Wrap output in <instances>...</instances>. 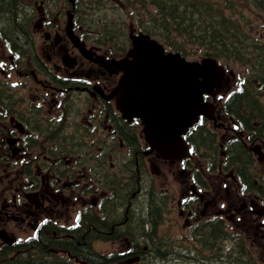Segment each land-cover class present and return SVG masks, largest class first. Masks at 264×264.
<instances>
[{
  "label": "flooded vegetation",
  "instance_id": "flooded-vegetation-1",
  "mask_svg": "<svg viewBox=\"0 0 264 264\" xmlns=\"http://www.w3.org/2000/svg\"><path fill=\"white\" fill-rule=\"evenodd\" d=\"M40 2L42 4L43 1ZM61 7L67 9L64 3ZM42 9L43 8H36L37 22L35 21V24H33V30L41 33V43L40 45H37L36 53L32 52L30 56H27V59L30 61L29 63L16 67L20 68V70H16V73L22 79L28 80L33 77L32 71L34 73L39 72V77L42 79L39 87L35 86L34 79L30 83V87L31 89L37 90L38 100L41 101L47 109L51 108L48 103L50 101L54 102L53 99L49 98L53 93L48 92L47 97L50 99L49 101H47L44 96V93L47 92L46 87L49 84H55L62 90L61 93H57V95L60 94L64 96L61 108L64 107L67 109V106L65 105L66 100L72 96L76 97L77 93L84 94L85 97L87 96L90 101L94 102V104L91 105V109H89V113L94 114H91L90 119L85 122L89 126L92 125V122L95 123L94 127L96 130L93 132V135L88 133L90 135L87 139L91 138V140H84V138H82L85 151L89 150L92 155L93 161L90 169L92 173H86L84 167L81 165L80 170H78L75 175L80 176L81 178L84 176L92 178L91 182L95 183L100 189H102L101 197H103L104 200L106 215L112 216L115 220L118 217V221L121 223L122 228H124L125 224L130 220L128 217V212L131 206L130 197L134 198L135 201V197L140 195L141 192V173L139 174V170L135 166L137 163L136 156L141 158V155L148 150L143 154H141L142 151L140 150L133 151L131 155L134 156L135 160L132 164H130V160H126L124 156V159L121 161V167H131V170L132 167L137 168L135 169L136 176H128L124 180H120L116 187L111 186V188H109L107 182L114 176V173L111 171L118 168V163L114 164V162L109 160L108 166L104 160H101L99 157V150H110V153L114 152L113 150L104 148L100 145V141H103L104 144H106L111 138L112 140L114 139V133L110 126H112L114 132L120 136L130 134V130L125 125H121L115 116L110 117L107 113L103 116L101 115V113H105L103 108H105L108 113H111L110 102L104 100L101 97L103 96L101 94H107L116 83L118 75L116 76L111 72V67L106 62L107 60L114 59L115 56H113V54H108L106 51H98L97 48L88 46L94 54L89 55V58H85V56L83 57L68 44V39L61 31L64 24L62 25V22H59L57 16L48 17L47 13ZM73 21L76 23L75 14ZM0 61L5 62V64L7 62L10 63L9 61H12V57H5L2 54V56H0ZM230 79L231 85L222 89L225 83L230 82ZM252 82L255 83V89L259 90V93H263L264 71H262L261 75H257ZM0 83L2 85V81H0ZM249 84L251 83L249 82ZM247 85L248 81H241L239 78H235L232 71H228V77H225L222 81L221 91H231V100L234 98H237L236 100H238V98L243 100L244 98H249L248 92L250 91ZM2 95L3 93L0 90V110L2 111L5 109L7 111H12V108H10L9 105L13 104V102L6 99L5 104V100H1ZM252 98H256V96L252 94ZM211 101L215 104L217 113L215 114V122L211 121L210 123L213 128L217 129L220 133L218 134L219 145L225 149L227 148L228 151L232 153L234 152L232 147L236 136V133L232 132L233 124L236 123L235 118L232 115H226L223 113L221 109L222 106L217 104L218 102L221 103L220 98H218V102L216 103L213 98H211ZM231 106L232 107L229 106L227 109L233 112V102ZM257 109L260 110V108ZM70 113H74V110ZM21 117L23 118V116ZM69 118L71 119V122L67 123V127L65 126V129H68L69 132L62 131L61 135L58 137V146L54 147L55 145L53 141L58 135L51 132L50 126L46 127L45 125L39 124L37 121L17 119L18 123H20L19 125L15 121H12V117H4V115H2V117H0V153L9 157L11 160L10 165L12 167H15V162H18V164L24 168V166H27L29 163L31 159L30 156L34 155V149L32 146L38 139L34 136V132L45 139V142L48 143V149L51 148L50 145H53L51 149H57L60 153L65 151V143L67 140H78V136H82V132L79 131L81 123L79 113L76 112L73 116H69ZM109 122L111 125H109ZM240 136L241 134H237L236 137L241 138ZM214 139L215 135L211 134L207 139L209 146L212 145L211 140ZM40 149L45 150V148ZM110 159H112L111 156ZM156 160L160 161L155 158L154 154L149 155L148 162L151 171L159 173L160 169L156 165ZM163 164L165 165L166 163ZM20 166L14 169L13 177L16 179L22 177V173L17 170ZM142 168L143 170L141 172L143 175L145 172L144 164L142 165ZM48 169L49 166L45 168V171ZM192 170V168H189L185 174L179 171L181 176L187 178L184 179L180 185L179 198L176 201L173 200L175 202V207L177 208V216L179 219L183 217V226L185 228L189 231L199 232L203 230L202 225H205L206 223L216 225V222L219 224L220 222L218 221L221 220L224 222L225 219L235 222L236 217L240 218V224L242 225L250 220L251 222L255 221V227H259L260 225L264 226V221H259L260 217L263 215V210L257 206V204L260 205V197L248 193L241 194L239 189L240 184L232 170H229L228 172L219 171V173L214 176V184L205 179H198L200 186L197 185V188H194L193 184L190 182ZM53 177L54 176L48 171L44 175H41V178H39L41 180L33 191L27 192L23 189L22 185H20L19 187H16L13 190V193L9 196L1 198L0 231L3 230L7 235H10L11 238L16 239L13 232H38L39 228L46 224V221L52 220L57 216V204L59 201L61 202V200L59 195L53 194L55 192L54 186L51 185V179ZM14 178L12 180H14ZM35 178L37 177L35 176ZM44 178L50 180H43ZM71 179H77V177H71ZM227 181L228 186L234 190L233 197L227 196V187L225 188V195L223 196L221 194V184L222 182ZM202 185H211V187L203 189L201 188ZM114 188H116V190H114ZM107 189L109 190L106 192ZM166 196L168 195L165 194V197ZM114 197H117L119 205L118 209L114 207V213L116 214H112L108 210L110 205L109 200H112ZM102 204L103 203H101V209L103 210ZM144 204L145 201L143 199L138 200V206L141 207ZM150 204H152V201H150ZM122 208H124V215L118 216L119 211L122 210ZM228 213L231 216L228 217ZM141 220L142 218H137L136 225L139 226ZM120 223H117V225H120ZM115 225L116 223H113L111 233H114ZM136 229H138V227H136ZM148 232L149 230H146L144 231V234H147ZM260 235H263L262 231H260ZM125 243H129V241H125ZM131 246L134 251H142L140 252L142 259L148 255L150 250L148 248L150 246L147 245V239L145 238L143 241H140L138 245L132 243ZM1 247L5 248V246L0 243V248Z\"/></svg>",
  "mask_w": 264,
  "mask_h": 264
},
{
  "label": "water",
  "instance_id": "water-1",
  "mask_svg": "<svg viewBox=\"0 0 264 264\" xmlns=\"http://www.w3.org/2000/svg\"><path fill=\"white\" fill-rule=\"evenodd\" d=\"M131 38L129 56L135 62L116 63L124 75L111 96H116L124 115L142 118L145 139L162 158H181L185 147L180 134L198 114L209 116L212 107L201 95L211 92L212 72L219 82L222 68L210 59L187 63L178 54H164L162 46L146 35Z\"/></svg>",
  "mask_w": 264,
  "mask_h": 264
},
{
  "label": "trees",
  "instance_id": "trees-1",
  "mask_svg": "<svg viewBox=\"0 0 264 264\" xmlns=\"http://www.w3.org/2000/svg\"><path fill=\"white\" fill-rule=\"evenodd\" d=\"M137 2L143 4V0H137ZM148 2L154 5L155 12L153 14L147 12L148 22L140 25L139 28L152 37L159 39L172 50L187 54L189 49L186 46L188 45L206 46V50H209L216 57L221 54L222 56H227V53L236 55L239 52L244 58V51L240 49L239 43L236 42L241 35L236 32L238 27L224 17L216 20L212 6H207L203 0H148ZM256 2L258 9L262 8L263 0H256ZM18 7L19 0H0V23L6 24L9 29L15 28L18 15L21 13ZM155 15H157V18ZM249 60H251V57L240 62L243 63ZM236 99L234 98L231 102L235 104V107H238L240 98ZM237 155L239 160V155L241 156L242 152ZM243 158H245L244 155L242 156ZM241 163L243 161L239 160L238 165L240 166ZM141 226L142 224L139 226L135 225L138 228ZM0 264L48 263L44 261L40 263L39 259H35V263H32V261L30 262V260L20 257L19 261L3 260Z\"/></svg>",
  "mask_w": 264,
  "mask_h": 264
},
{
  "label": "rangeland",
  "instance_id": "rangeland-1",
  "mask_svg": "<svg viewBox=\"0 0 264 264\" xmlns=\"http://www.w3.org/2000/svg\"><path fill=\"white\" fill-rule=\"evenodd\" d=\"M122 7H123V4H122ZM18 8L22 10L21 6ZM127 14H132V13L128 11ZM255 16H257L255 15V13H252V15L250 16V17H253L252 25L250 24L251 25L250 31L253 34L256 33L257 36L262 37L264 40V21L263 20L261 21L260 19L255 18ZM21 17H22V12L18 15V19H20ZM125 22H126V25L124 26L119 25L115 27L126 33H128L131 30V28L134 30V32L137 31V29L132 25V22H130L128 18H125ZM1 24L2 23H0V26ZM2 25L6 26V24H2ZM109 37L114 38L113 35ZM121 41L124 42V39H121ZM190 59H194V57H190ZM229 67L232 68L231 70H232V73L234 74H236L238 71L241 70L240 69L241 67L236 64H230ZM230 85H231V79H230V82L225 83L222 89H225V87L230 86ZM217 94L224 95L226 94V91H218ZM78 96L79 98H77V103L82 108L83 113H85L90 101L85 99L84 94H79ZM257 100L264 102V96L263 97L259 96L256 99V101ZM244 106L245 105H242L239 108V110H241V108ZM255 119L256 118L254 117L252 120H255ZM113 157H112V160L114 161V164H115V160H117L118 158H121L119 155H115V154ZM156 165L160 169V172L152 173L150 169H148L149 173H146V176L151 181H153V183L155 184L156 190L160 188H167L169 198L162 199V203H161L162 216L159 219L157 225L154 227V231H152V235L154 239L147 240V245L151 247L155 245L158 241L162 243H166V242L171 243L172 241V243L175 245L174 246L175 250L178 253L179 251L181 252L183 251L184 253V250L190 245V243H188V240H186L185 238V237H188L189 231L183 226L182 218L180 219L178 218L177 208L175 207V202L173 200L176 201L178 199L179 193H180V190H179L180 185L182 181L186 178L179 174L180 167L178 166L177 163H173V164L166 163L164 165L162 162L156 160ZM254 172L256 176L258 175L259 177H262L264 173V162L262 164L256 163L254 167ZM263 178H264V175H263ZM153 208L155 207H152L151 210H153ZM155 210L153 211V215H154ZM227 215H229V213ZM136 221H137L136 219H130V224L132 226H135L137 223ZM228 223L229 224L226 227L225 231H229V233L232 235H238L239 238L243 241L248 251V254L250 255L252 259L251 264H264V238L258 235H255L259 233V227H255L254 225L255 221L251 222L250 220H248L245 223V225H242L240 223H235L229 220H228ZM243 228H246V229H243ZM203 231L204 230H202V232ZM120 242H115L113 244L111 243L99 244L97 246H94V249L96 251H101L105 253H111V252L114 253L121 248ZM150 247L148 248L152 250V248ZM216 249H218V247H216ZM221 253L222 255L225 254L224 256H226V261L224 260V258H222L223 260H220L219 262L218 261L213 262V260H210V259H206V262L208 264H231V263H228L227 261L228 253H230L231 257L233 258H236L238 256L233 240H230V241H228V239L226 240L225 244L223 245V248H221ZM151 254L154 255V253H151ZM165 254L166 255H162L164 260L162 258L150 259L149 260L150 262H147L146 264H191L188 257H184L180 254L175 255V254L167 253V252H165ZM200 254H202V252H200ZM153 255H152V258H153ZM148 257H149V254L147 255L146 259H149ZM210 258H212V254L210 255ZM237 264H245V263L243 261H239Z\"/></svg>",
  "mask_w": 264,
  "mask_h": 264
}]
</instances>
